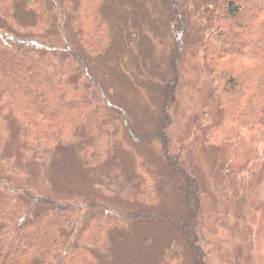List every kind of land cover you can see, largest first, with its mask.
Returning <instances> with one entry per match:
<instances>
[{
  "label": "trees",
  "instance_id": "trees-1",
  "mask_svg": "<svg viewBox=\"0 0 264 264\" xmlns=\"http://www.w3.org/2000/svg\"><path fill=\"white\" fill-rule=\"evenodd\" d=\"M190 48L214 78L216 162L264 136V0H0V264H209L173 139Z\"/></svg>",
  "mask_w": 264,
  "mask_h": 264
},
{
  "label": "rangeland",
  "instance_id": "rangeland-1",
  "mask_svg": "<svg viewBox=\"0 0 264 264\" xmlns=\"http://www.w3.org/2000/svg\"><path fill=\"white\" fill-rule=\"evenodd\" d=\"M191 49L180 65L173 139L182 142L183 155L197 172L204 193L208 262L264 264V169L259 164L264 136L257 126L244 128L214 161L203 144L218 119L211 95L214 78L204 73L201 52Z\"/></svg>",
  "mask_w": 264,
  "mask_h": 264
}]
</instances>
